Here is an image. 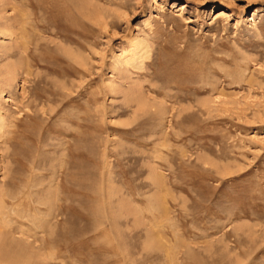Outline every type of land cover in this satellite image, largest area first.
Returning a JSON list of instances; mask_svg holds the SVG:
<instances>
[{"label": "rangeland", "instance_id": "1", "mask_svg": "<svg viewBox=\"0 0 264 264\" xmlns=\"http://www.w3.org/2000/svg\"><path fill=\"white\" fill-rule=\"evenodd\" d=\"M0 264H264V0H0Z\"/></svg>", "mask_w": 264, "mask_h": 264}, {"label": "bare ground", "instance_id": "2", "mask_svg": "<svg viewBox=\"0 0 264 264\" xmlns=\"http://www.w3.org/2000/svg\"><path fill=\"white\" fill-rule=\"evenodd\" d=\"M6 235V234H5ZM36 239V238H35ZM37 242V241H36Z\"/></svg>", "mask_w": 264, "mask_h": 264}]
</instances>
